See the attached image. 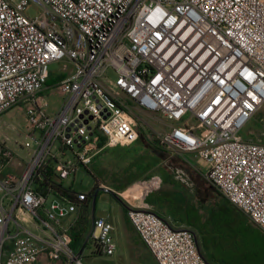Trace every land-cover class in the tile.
I'll return each mask as SVG.
<instances>
[{
  "label": "built area",
  "instance_id": "built-area-1",
  "mask_svg": "<svg viewBox=\"0 0 264 264\" xmlns=\"http://www.w3.org/2000/svg\"><path fill=\"white\" fill-rule=\"evenodd\" d=\"M51 63L66 74L47 87L59 77L50 76ZM51 92L60 102L49 111ZM16 107L29 151L23 167L5 172L13 153L0 136V264L40 256L83 264L72 226L59 221L86 195L48 205L46 197L104 148L133 144L135 109L172 123L157 145L193 153L206 182L264 233V144L241 137L264 108V0H0V116ZM148 183L129 198L119 193L138 240L156 264H207L193 230L142 202L156 180L127 189ZM111 230L93 219L88 239L98 253H114Z\"/></svg>",
  "mask_w": 264,
  "mask_h": 264
},
{
  "label": "rangeland",
  "instance_id": "rangeland-1",
  "mask_svg": "<svg viewBox=\"0 0 264 264\" xmlns=\"http://www.w3.org/2000/svg\"><path fill=\"white\" fill-rule=\"evenodd\" d=\"M25 12L28 17L33 18L38 14V9L33 4H30ZM48 71L51 77H63L66 74L62 63L49 64ZM108 76L113 79L111 73ZM47 93L48 91L45 92V94ZM45 99L49 111L58 108L60 99L53 92ZM134 116L140 127L147 134H151L150 141L145 138L144 132L141 130L137 140L133 144L129 146L106 147L94 160L88 172L84 167H80L74 177L62 180L61 182L63 187L71 188L75 193H83L87 198H89L88 195L95 186L99 188L100 190L94 196L93 219L102 216L112 227L110 235L115 249L111 256L98 253V249L92 241L87 242L84 246L80 243L76 244L75 251H80L83 264L146 263L147 253L145 248H143L144 246L140 244L138 239L135 242L122 224H120L117 218H120L122 206L110 193L112 192L110 189H114L115 185L125 181L127 177L135 179L133 184H137L147 181L151 176L152 179L156 180L157 187L153 191L159 188L160 191L165 193L162 198L163 200L168 198L173 202L171 209L175 214H185L188 211L189 214H196L200 222H204L210 214L220 210L225 214V218L229 217L227 215L229 213L226 210L232 204L206 182L204 178L206 168L202 162L193 153L165 149L157 145V133L164 131L172 123H168L160 118L158 114L139 109H135ZM24 126V116L18 107L13 108L11 112L5 115L2 114L0 117V136L7 137L6 145L13 153V161L5 169V172L14 173L16 172V163H21V167H23L26 162L29 150L23 148V144L28 142L25 138ZM246 129H248V134L251 133V136L245 135ZM243 131L242 137L245 135L243 138H246V140L264 144V109L252 117ZM64 158L72 159V153L66 151ZM93 169L98 171V175ZM101 186L110 189L106 190L107 188H102ZM150 187H153V184L148 183L145 186L136 187L134 190L126 189L122 192L121 196L129 198L135 191L144 192ZM56 198L52 193L48 194L46 205H48L49 201ZM147 205L159 215L172 220L176 226H182L190 230L195 229L186 226L179 220H174L172 215L165 212V208L159 209L157 206ZM236 209L237 211H234L236 219H238V215L240 220L246 219L244 213L238 208ZM89 211H91V206ZM68 213L65 218L59 221L63 229L73 225L75 217L78 214V208ZM251 224L253 223L251 222ZM83 228L85 229V234L88 235L91 228L90 223L85 221ZM48 260L47 264H66L65 262L53 259Z\"/></svg>",
  "mask_w": 264,
  "mask_h": 264
},
{
  "label": "trees",
  "instance_id": "trees-1",
  "mask_svg": "<svg viewBox=\"0 0 264 264\" xmlns=\"http://www.w3.org/2000/svg\"><path fill=\"white\" fill-rule=\"evenodd\" d=\"M61 78L62 77L59 76L54 80H48L46 85L50 86ZM263 109L264 108L261 110ZM141 130L144 132L145 138L150 141L151 134H147L139 125L138 133H140ZM243 130L242 132H244ZM244 133L248 136V129H246ZM243 137L242 139L246 140V138ZM104 144L105 139L96 135L97 147L101 148ZM93 170L98 175V171L96 169ZM149 178L151 179V176ZM134 180L135 179H129L127 177L125 181L115 185L114 189H111L112 192L108 191L112 194L113 198L125 208V211L127 206L117 194L122 193L124 190L132 186ZM99 190L100 189L95 186L88 195V199L91 200L92 204H94V196H96ZM74 194L75 192L72 191L71 188L63 187L62 185L53 186V195L57 198L67 196L70 199H73ZM163 194L165 193L160 191L159 188L158 190L150 191L142 197V202L157 206L159 209L165 208V212L172 215L174 220H179L192 229L195 228L193 231L196 233L198 239V250L207 264H264V233L258 227L251 224L247 217L246 219L240 220L238 215V219H236L234 216V211H237L235 206L231 205L229 209L226 210L227 213H229L227 214L229 216L227 218H225V214L220 210L210 214L204 222H200V219L196 214H189L188 211H186L185 214H175L171 209L173 207V202L168 198L163 200ZM68 234L72 240V248H75L77 243H80L83 246L89 242L83 225L71 227ZM140 244L142 243L140 242ZM145 250L147 253V261L145 264H156V261L150 252L146 248Z\"/></svg>",
  "mask_w": 264,
  "mask_h": 264
},
{
  "label": "crops",
  "instance_id": "crops-1",
  "mask_svg": "<svg viewBox=\"0 0 264 264\" xmlns=\"http://www.w3.org/2000/svg\"><path fill=\"white\" fill-rule=\"evenodd\" d=\"M12 109L8 110L3 115L11 112ZM101 187L107 188V187H104V186H101ZM108 189H110V188H107L106 190H108ZM117 195L119 196V193ZM138 200L135 199V200H132V202L137 203ZM125 205L127 206L126 203H125ZM90 206H91V211H89ZM94 206H95V204H92L91 200H89L88 198H86V200L84 202L80 203V205L78 207V214L75 217V220L73 222L72 227H75V226H78V225H83L85 223V221L89 222L90 225H91V219L94 218V209H93ZM97 218H103V217L102 216H99ZM117 219L119 220L120 224H122V226L124 227V229L130 234L131 238L135 242L138 241L137 240V236L135 235L134 231L132 230V228L130 227V224L127 221V218H126V215H125V208L123 206L121 207L120 218H117ZM48 261L49 260L46 259L45 256H41V257L38 258V260L34 264H47Z\"/></svg>",
  "mask_w": 264,
  "mask_h": 264
},
{
  "label": "water",
  "instance_id": "water-1",
  "mask_svg": "<svg viewBox=\"0 0 264 264\" xmlns=\"http://www.w3.org/2000/svg\"><path fill=\"white\" fill-rule=\"evenodd\" d=\"M56 203L55 202H53V205H55ZM54 212H58V210L57 209H54ZM92 222H93V219H91V224H92ZM88 236H89V233H88V235H87V238H88ZM78 254H80V251L78 252Z\"/></svg>",
  "mask_w": 264,
  "mask_h": 264
}]
</instances>
